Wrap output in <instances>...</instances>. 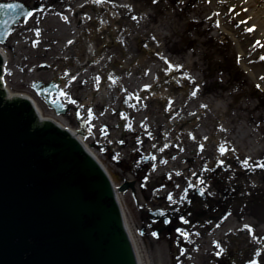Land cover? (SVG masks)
Returning a JSON list of instances; mask_svg holds the SVG:
<instances>
[{
    "label": "rangeland",
    "instance_id": "obj_1",
    "mask_svg": "<svg viewBox=\"0 0 264 264\" xmlns=\"http://www.w3.org/2000/svg\"><path fill=\"white\" fill-rule=\"evenodd\" d=\"M19 1L34 10L0 44L4 80L78 132L115 186L133 183L118 194L143 263L264 264V42L249 0ZM36 81L59 84L65 114ZM156 209L172 212L158 233Z\"/></svg>",
    "mask_w": 264,
    "mask_h": 264
},
{
    "label": "water",
    "instance_id": "obj_2",
    "mask_svg": "<svg viewBox=\"0 0 264 264\" xmlns=\"http://www.w3.org/2000/svg\"><path fill=\"white\" fill-rule=\"evenodd\" d=\"M0 9V44L28 18L21 1ZM0 50V264H140L119 192L106 167L69 128L42 118L33 99L9 98ZM33 87L65 114L56 81ZM56 98L54 99V97ZM168 211H150L168 225Z\"/></svg>",
    "mask_w": 264,
    "mask_h": 264
},
{
    "label": "bare ground",
    "instance_id": "obj_3",
    "mask_svg": "<svg viewBox=\"0 0 264 264\" xmlns=\"http://www.w3.org/2000/svg\"><path fill=\"white\" fill-rule=\"evenodd\" d=\"M256 2H255V0H249L248 1V3L246 4V6L247 7H249V10H248V16H249V18H250V21H251V25H255L256 26V33L259 35V37L260 38H263V40L261 41V43H263L264 42V13H262L261 12V10L259 9V7H254V4H255ZM91 46H89V50H91ZM2 52L4 51V50H1ZM4 54H5V57H6V60L8 59V57H7V54L5 53V52H3ZM241 53H242V51H241ZM242 64H243V67H247L246 66V64H245V62L243 63L242 62ZM4 85H5V87H6V89H7V96L9 97V98H12V96H14V95H17V94H15V93H13L11 90H10V88L7 86V84H6V82H5V80H4ZM21 95H23V94H21ZM23 96H27V95H23ZM33 99V101H34V103L36 104V107H37V109L39 110V114H40V116L42 117V118H48V117H45V115L43 114V111H42V108L40 107V105L38 104V102L34 99V98H32ZM59 118V117H58ZM55 121V120H54ZM60 125H62L63 127H65L62 123H60ZM73 133H75V135H77L78 136V132H76V131H73L72 129H70ZM79 137V136H78ZM80 138V137H79ZM86 146H87V144H86ZM92 152V151H91ZM93 153V152H92ZM94 154V153H93ZM95 155V154H94ZM96 157H97V155H95ZM98 158V157H97ZM99 159V158H98ZM99 161H100V159H99ZM119 199H120V196H119ZM121 201V200H120ZM125 213V212H124ZM126 224H127V227H128V230L130 231V233H131V237H132V240H133V242H134V245H135V247H136V249H137V252H138V256H139V260H140V264H144L143 263V259H142V256H141V254H140V250H139V247H138V243H137V240L135 239V237L133 236V233H132V231H131V228H130V225H129V222L127 221V218H126Z\"/></svg>",
    "mask_w": 264,
    "mask_h": 264
},
{
    "label": "snow or ice",
    "instance_id": "obj_4",
    "mask_svg": "<svg viewBox=\"0 0 264 264\" xmlns=\"http://www.w3.org/2000/svg\"><path fill=\"white\" fill-rule=\"evenodd\" d=\"M17 6L16 5H12V4H0V9H4V8H8V9H12L14 10ZM33 14L32 13H28V16L31 17ZM249 31H252V29H249ZM261 59H264V57H261ZM196 93L193 92V95H195ZM61 95H63V93H61ZM221 152H225V149L221 148Z\"/></svg>",
    "mask_w": 264,
    "mask_h": 264
},
{
    "label": "flooded vegetation",
    "instance_id": "obj_5",
    "mask_svg": "<svg viewBox=\"0 0 264 264\" xmlns=\"http://www.w3.org/2000/svg\"><path fill=\"white\" fill-rule=\"evenodd\" d=\"M40 94V93H39ZM41 95V94H40ZM42 96V95H41ZM43 97V96H42ZM44 98V97H43ZM45 99V98H44ZM191 199H193V197H191ZM168 213L169 214H171L172 215V212H171V210H168V212L167 213H165V216L167 217V215H168ZM162 221H163V219H161ZM164 223V222H163Z\"/></svg>",
    "mask_w": 264,
    "mask_h": 264
}]
</instances>
